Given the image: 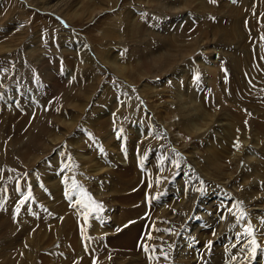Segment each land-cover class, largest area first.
Wrapping results in <instances>:
<instances>
[{
    "label": "rangeland",
    "instance_id": "obj_1",
    "mask_svg": "<svg viewBox=\"0 0 264 264\" xmlns=\"http://www.w3.org/2000/svg\"><path fill=\"white\" fill-rule=\"evenodd\" d=\"M0 264H264V0H0Z\"/></svg>",
    "mask_w": 264,
    "mask_h": 264
},
{
    "label": "bare ground",
    "instance_id": "obj_2",
    "mask_svg": "<svg viewBox=\"0 0 264 264\" xmlns=\"http://www.w3.org/2000/svg\"><path fill=\"white\" fill-rule=\"evenodd\" d=\"M210 121H211V119H207V121H206V124H209L210 123ZM190 123H191V121H190ZM192 124V123H191ZM191 124H189V122L187 121L186 122V127L188 128L187 130H189L190 132H192L193 130H198V129H200L201 128V126H199L200 128H194V125H196V123H194V125H191ZM260 128V127H259ZM263 129V128H262ZM262 132V131H261ZM216 143V142H215ZM218 145V144H217ZM209 147H211L210 145H209ZM208 147V148H209ZM211 150V149H210ZM215 151V149L213 150V152ZM217 168V167H216ZM217 195H214L213 197H216ZM247 212V211H246Z\"/></svg>",
    "mask_w": 264,
    "mask_h": 264
},
{
    "label": "snow or ice",
    "instance_id": "obj_3",
    "mask_svg": "<svg viewBox=\"0 0 264 264\" xmlns=\"http://www.w3.org/2000/svg\"><path fill=\"white\" fill-rule=\"evenodd\" d=\"M213 2H214V0H213ZM87 199L89 200V201H91V197H87ZM85 207H87V205H85ZM19 211V208H17V212ZM249 235H251V233L249 232ZM252 243H253V252L255 251V240H253L252 241Z\"/></svg>",
    "mask_w": 264,
    "mask_h": 264
}]
</instances>
